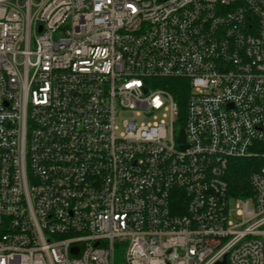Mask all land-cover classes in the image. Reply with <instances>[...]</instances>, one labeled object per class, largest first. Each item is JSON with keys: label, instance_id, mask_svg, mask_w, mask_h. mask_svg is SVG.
Here are the masks:
<instances>
[{"label": "built area", "instance_id": "2783aa9c", "mask_svg": "<svg viewBox=\"0 0 264 264\" xmlns=\"http://www.w3.org/2000/svg\"><path fill=\"white\" fill-rule=\"evenodd\" d=\"M167 78L189 80L183 123ZM233 158L262 161L251 195ZM118 248L264 264V0H0V264Z\"/></svg>", "mask_w": 264, "mask_h": 264}, {"label": "trees", "instance_id": "16d2710c", "mask_svg": "<svg viewBox=\"0 0 264 264\" xmlns=\"http://www.w3.org/2000/svg\"><path fill=\"white\" fill-rule=\"evenodd\" d=\"M160 85L168 89L178 102L179 121L183 123L186 101L189 95V80L183 78H167ZM262 163L258 158H233L226 173L228 192L234 196L252 194L249 177L251 172Z\"/></svg>", "mask_w": 264, "mask_h": 264}, {"label": "rangeland", "instance_id": "374dc122", "mask_svg": "<svg viewBox=\"0 0 264 264\" xmlns=\"http://www.w3.org/2000/svg\"><path fill=\"white\" fill-rule=\"evenodd\" d=\"M154 117L157 119L161 118L160 114H152L148 115L145 113L137 114L135 111H122L117 116L118 125L122 126V122L124 119H133L138 121L139 123H152L154 122ZM235 199H231V208L235 206ZM116 262L121 264L124 262V250L123 248H118L116 251Z\"/></svg>", "mask_w": 264, "mask_h": 264}, {"label": "water", "instance_id": "95a60500", "mask_svg": "<svg viewBox=\"0 0 264 264\" xmlns=\"http://www.w3.org/2000/svg\"><path fill=\"white\" fill-rule=\"evenodd\" d=\"M40 29H41V27H40ZM184 140H185V135H184V131L182 130V131L180 132L179 141L183 142ZM217 264H220V263H217Z\"/></svg>", "mask_w": 264, "mask_h": 264}]
</instances>
